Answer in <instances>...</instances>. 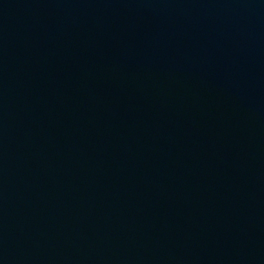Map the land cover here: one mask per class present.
Here are the masks:
<instances>
[{
  "label": "water",
  "instance_id": "1",
  "mask_svg": "<svg viewBox=\"0 0 264 264\" xmlns=\"http://www.w3.org/2000/svg\"><path fill=\"white\" fill-rule=\"evenodd\" d=\"M0 264H264V0H0Z\"/></svg>",
  "mask_w": 264,
  "mask_h": 264
}]
</instances>
